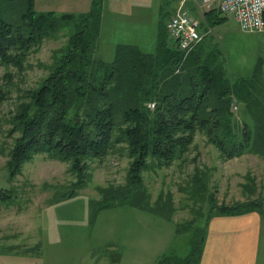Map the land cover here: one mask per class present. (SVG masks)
<instances>
[{"label":"trees","instance_id":"trees-1","mask_svg":"<svg viewBox=\"0 0 264 264\" xmlns=\"http://www.w3.org/2000/svg\"><path fill=\"white\" fill-rule=\"evenodd\" d=\"M214 11L206 12L212 22ZM101 15V0L94 1L88 14L79 15L37 12L34 0H0V70L15 68L22 74L31 52L44 39L76 21L85 28L71 34L39 86L18 96L11 124L20 136L7 163L10 178L36 154H47L71 163V171L80 178L77 183H85V160L104 158L125 145L132 158L129 187L100 188L99 210L129 203L171 219L160 209L142 205L145 198L138 190L148 159H156L158 167H170L189 151L198 131L225 159L250 151L264 155L262 69L258 66L251 78L233 82L215 48L206 51L201 42L181 52L169 36L168 42L159 39L155 53L119 44L114 59L107 62L97 57ZM233 97L246 108L240 132L232 120ZM3 99L0 91V103ZM255 208H264V203L216 204L208 221L215 214L238 215ZM184 231L187 228L178 226L177 232ZM204 238V232H191V252L184 257L166 254L156 264H199Z\"/></svg>","mask_w":264,"mask_h":264},{"label":"rangeland","instance_id":"rangeland-1","mask_svg":"<svg viewBox=\"0 0 264 264\" xmlns=\"http://www.w3.org/2000/svg\"><path fill=\"white\" fill-rule=\"evenodd\" d=\"M128 1L125 8L130 13L117 16L116 27L114 22L105 25L101 15L98 58L113 60L115 41L139 44L145 51L156 50L162 37L168 42L164 19L177 11L178 0L176 5L174 0ZM185 8L200 21L202 39L198 44H206V51L215 48L219 52L231 81L251 78L258 66L264 79L262 33L242 31L232 16L218 10L212 22L198 0L187 1ZM81 29L85 28L76 21L44 39L31 52L22 74L15 68L0 70V91L4 93L0 103V264H156L169 253L184 257L192 249L191 232H207L208 216L216 204L244 203L239 196L242 183L239 185L238 178L229 179V163L203 131L196 133L189 151L170 167H158L157 160L150 158L142 173L138 190L145 198L142 205L160 209L171 219L129 203L99 210L100 188L129 187L132 158L125 145L104 158L85 160V183H77L80 178L71 171V163L47 154H36L19 175L10 178L7 163L20 136L11 124L18 96L22 90L39 86L55 59L62 56L71 34ZM246 116L242 104L238 111L233 110L232 120L239 132ZM247 168L243 163L235 170L245 172ZM248 176L245 201L264 203V180ZM260 210L264 219V208ZM178 226L187 231L177 232ZM260 251L259 264H264V232Z\"/></svg>","mask_w":264,"mask_h":264},{"label":"crops","instance_id":"crops-1","mask_svg":"<svg viewBox=\"0 0 264 264\" xmlns=\"http://www.w3.org/2000/svg\"><path fill=\"white\" fill-rule=\"evenodd\" d=\"M94 1L95 0H34V5L37 12H56L59 14L79 15L88 14L92 9ZM174 3L176 5V3H178L177 0H174ZM190 4L193 5L192 2H190ZM123 5V10H126V12L121 10ZM125 5H129L128 0H101L104 24L106 25L107 22L108 24L114 22L116 27L117 22L120 20L117 16H121L123 13H130V9H126ZM171 15L165 17L164 25ZM205 17L209 19V17ZM109 27L110 25L108 27L105 26V28ZM119 44H132L141 49L139 44H133L127 41H120L119 43L115 41L113 47L116 49ZM157 49L158 46L154 51L141 50L148 53H155ZM103 60L109 62L104 58ZM225 161L230 165L229 179L234 180L238 178L237 181L240 182L239 185L242 183L239 195L242 199H240V201L246 202L247 200L243 195L247 185L245 180L248 175V178H253L251 180L254 181L262 182L264 180V156L250 151L240 157L225 159ZM243 163L248 164V168L245 172L235 170L237 165ZM250 175L252 177H250ZM230 196L234 197V195ZM260 211V208H255L247 213L238 215H213L208 221L209 226L205 233L202 257L199 264H259L261 241L264 232V219Z\"/></svg>","mask_w":264,"mask_h":264},{"label":"built area","instance_id":"built-area-1","mask_svg":"<svg viewBox=\"0 0 264 264\" xmlns=\"http://www.w3.org/2000/svg\"><path fill=\"white\" fill-rule=\"evenodd\" d=\"M188 0H178L177 11L166 21V29L172 44L181 52H188L201 41L200 21L192 16L185 5ZM202 10L217 9L232 16L238 27L245 32L264 35V0H199ZM232 109H239L237 97H233Z\"/></svg>","mask_w":264,"mask_h":264},{"label":"water","instance_id":"water-1","mask_svg":"<svg viewBox=\"0 0 264 264\" xmlns=\"http://www.w3.org/2000/svg\"><path fill=\"white\" fill-rule=\"evenodd\" d=\"M78 122H80V120H78Z\"/></svg>","mask_w":264,"mask_h":264}]
</instances>
